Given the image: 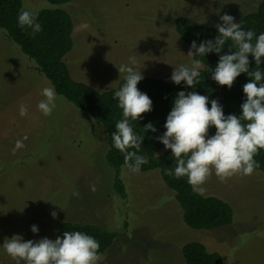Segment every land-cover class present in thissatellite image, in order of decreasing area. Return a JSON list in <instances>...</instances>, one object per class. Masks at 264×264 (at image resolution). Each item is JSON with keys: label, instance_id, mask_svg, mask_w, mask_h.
<instances>
[{"label": "rangeland", "instance_id": "1", "mask_svg": "<svg viewBox=\"0 0 264 264\" xmlns=\"http://www.w3.org/2000/svg\"><path fill=\"white\" fill-rule=\"evenodd\" d=\"M262 1L74 0L64 7L75 20L74 47L66 62L75 80L101 91L123 79L126 73L118 68L129 65L131 57L143 76L168 80L175 66L193 60L175 31L176 18L215 26L228 14L236 22ZM24 3L33 12L48 7L45 0ZM44 87L53 86L0 30V264H15L2 247L6 238L55 241L61 222L118 233L98 264H187L182 248L192 241L220 253L226 264H264L263 173L226 183L213 175L202 194L228 202L233 223L191 229L157 170L134 174L122 168L126 195L118 194L116 171L106 159L104 126L58 94L52 114L43 115L37 105ZM21 104L27 116L19 114ZM168 150L163 145L157 154Z\"/></svg>", "mask_w": 264, "mask_h": 264}, {"label": "clouds", "instance_id": "2", "mask_svg": "<svg viewBox=\"0 0 264 264\" xmlns=\"http://www.w3.org/2000/svg\"><path fill=\"white\" fill-rule=\"evenodd\" d=\"M220 20L222 23L215 25L218 29L215 40H206L199 45L193 41L187 55L219 54L216 67L210 68L209 72L220 86L230 89L242 73L250 77V82L243 86L246 100L241 105L242 114L225 116L218 100L212 99L209 108L208 96L196 91H180L167 116L166 132L157 137L166 149L171 150L174 158L175 167L168 169L167 174L176 179L186 178L193 191L198 193L205 191L204 185L213 175L222 183L235 176L252 175L259 166L255 157L264 150V72L260 70L264 63V33L257 36L252 30H243L241 24L228 14L220 16ZM17 23L21 29H30L33 36L42 31L37 14L25 7L20 9ZM226 43L229 51L224 53ZM249 56L255 59L254 69H250ZM203 68L200 59H193L190 65L175 66L170 79L177 85L185 82L189 88H195L200 83ZM118 69L121 74L126 73L124 84L114 92L122 119L116 122L111 137L114 147L123 154L128 170L138 174L148 159L138 154L144 135L135 133L130 121L140 120L145 113L151 112L153 102L138 88L144 77L135 57L130 58L129 65ZM41 95L44 99L38 103V110L50 116L56 107L57 93L53 87H44ZM19 114L27 116L26 105H20ZM213 127L215 134L209 135ZM143 129L144 133L157 130L152 123ZM21 146L17 141L16 148ZM51 215L57 217L55 211ZM31 230L33 233L39 231L35 225ZM2 247L15 264H98L100 244L84 232L64 231L55 241L47 237L25 241L22 236L13 235L4 240Z\"/></svg>", "mask_w": 264, "mask_h": 264}, {"label": "trees", "instance_id": "3", "mask_svg": "<svg viewBox=\"0 0 264 264\" xmlns=\"http://www.w3.org/2000/svg\"><path fill=\"white\" fill-rule=\"evenodd\" d=\"M45 1L48 7L34 12L38 16V22L42 25V31L33 36L30 34V29H21L17 23L20 9L27 8L24 0H0V30L5 33L9 41L19 47L22 54L35 64L59 96L104 126L108 143L106 159L109 166L116 171L114 188L124 197L126 195L125 185L120 172L126 165L123 154L114 147L111 137V134L115 132L116 122L122 119V110L118 107V101L114 99V92L124 84V78L115 87L104 91L75 80L66 62V56L74 47L75 20L72 14L64 8L74 0ZM236 22L241 24L243 30H252L257 36L264 33V0L254 12L244 15ZM175 31L189 48L193 41L199 45L206 40H215L218 35V29L215 26L200 24L186 16L176 18ZM228 51L229 45L226 43L224 53ZM197 58L201 60L204 68L201 70L200 83L195 88H189L185 82L177 85L171 79L143 76L144 79L138 84V88L151 98L153 109L145 113L142 119L130 121V123L135 133L144 135L138 154L147 157L148 163L141 166L140 173L157 170L165 186L173 191L186 225L194 230L208 231L233 223L232 206L216 196L194 192L186 178L176 179L174 176H169L167 170L174 169V158L171 156V150L157 154L163 147V143L157 137L166 132L164 125L167 116L180 91L186 93L196 91L208 96L209 108L212 99L218 100L225 116L241 115V105L246 100L243 86L250 82V77L242 73L230 89L227 86H220L212 80V73L209 72L210 68L216 67L219 54L212 52L205 57H193V59ZM249 60L250 69H254V57L249 56ZM260 70L264 72V63L260 66ZM149 123H152L157 130L144 133L143 128ZM215 131L213 127L209 135H214ZM255 160L259 165L255 171L264 174V150L260 151ZM64 231H81L93 236L100 244L99 255L107 251L118 236V233L99 225L61 222L57 225L55 240L58 236L62 237ZM182 254L187 264H226L220 253L209 251L203 243L198 241L186 243L182 248Z\"/></svg>", "mask_w": 264, "mask_h": 264}]
</instances>
